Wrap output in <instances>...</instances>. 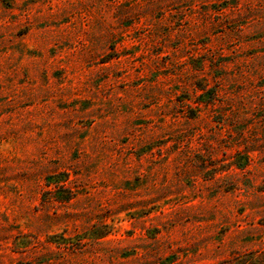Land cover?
<instances>
[{"label": "rangeland", "instance_id": "obj_1", "mask_svg": "<svg viewBox=\"0 0 264 264\" xmlns=\"http://www.w3.org/2000/svg\"><path fill=\"white\" fill-rule=\"evenodd\" d=\"M0 264H264V0H0Z\"/></svg>", "mask_w": 264, "mask_h": 264}]
</instances>
